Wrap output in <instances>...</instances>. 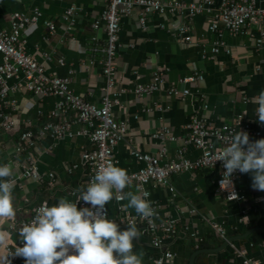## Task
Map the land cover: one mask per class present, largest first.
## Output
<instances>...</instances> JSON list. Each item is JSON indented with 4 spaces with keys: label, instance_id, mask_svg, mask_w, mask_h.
I'll use <instances>...</instances> for the list:
<instances>
[{
    "label": "crops",
    "instance_id": "0c3cea01",
    "mask_svg": "<svg viewBox=\"0 0 264 264\" xmlns=\"http://www.w3.org/2000/svg\"><path fill=\"white\" fill-rule=\"evenodd\" d=\"M219 3L215 0L213 8ZM259 3L264 6V0ZM105 5L106 0H0V31L11 29L15 12L32 14L39 10V20L23 32L26 51L44 64L49 75L70 78L75 94L98 103L106 78L103 55L94 48L104 44L105 32L103 27L95 29L93 23ZM72 6L77 14L70 26L63 14ZM142 16V10L135 8L121 21L117 81L127 92L114 108V115L128 124V135L115 148L116 164L127 172L142 167L143 163L132 154L133 148L157 155L164 147L167 156L163 161L178 158L182 151L184 158H198L201 150L190 142L188 128L194 116L216 126L235 124L241 118L237 132H247L252 141L264 138V126L254 113L256 105L251 103L264 90V40L258 45L264 24L249 26L237 35L224 31L220 36L210 30L212 13L192 17L186 13H153L146 16L145 22L141 21ZM48 20L56 25L52 33L45 24ZM182 25L189 29L190 42L179 34ZM217 42L222 44L214 53ZM156 72L163 74L164 88L150 95H137L134 88L149 83ZM9 84L13 90L4 110L12 113L15 125L11 130L0 128V164H10L14 177L21 178L27 162V154L16 151L23 131H36L44 123L56 120L70 122L73 133L63 138L39 137L30 149L40 172L46 176L54 173L55 180L51 184L48 177L44 181L22 178L21 183H15L17 215L7 222L20 223L29 220L44 202L51 206L61 197L75 201L79 194L76 190L87 185L86 154L93 145L87 135L81 134L85 125L77 122L74 112L56 114V98L29 92L21 85V78H14ZM171 86L190 93L170 94ZM164 128L169 133L155 137ZM259 130L261 135L257 136ZM218 177L217 169H200L172 175L170 185L147 186L150 196L146 199L157 212L155 220H175L177 231L159 250L152 245L146 224L138 223L142 235L134 240V251L143 254V264H153L162 250L174 255L165 264H190L197 251L194 264H264V192L252 189L250 173L241 174L236 184L247 200L228 201L217 190ZM137 189L130 184L125 192L136 193ZM115 197L114 191V199L106 204L108 218L124 230L127 224L121 218L138 214L134 209L124 211L122 206L128 200L118 202ZM217 227L222 228L227 239ZM13 239L20 240L16 233ZM3 253L1 249L0 254ZM11 262L25 264L17 256Z\"/></svg>",
    "mask_w": 264,
    "mask_h": 264
},
{
    "label": "built area",
    "instance_id": "2783aa9c",
    "mask_svg": "<svg viewBox=\"0 0 264 264\" xmlns=\"http://www.w3.org/2000/svg\"><path fill=\"white\" fill-rule=\"evenodd\" d=\"M214 3L215 0H201L199 2H190L188 0H169L168 2L162 0H106L104 10L93 23L95 29L103 27L105 32L104 44L94 48L95 51L103 55V73L106 78V87L98 103L88 101L75 94L71 88L70 78L49 75L44 64L37 61L26 51V40L23 32L28 26L35 24L39 20L41 12L39 10H35L32 14L15 12L11 19V29L0 31V54L3 57V61L0 63V128L11 130L15 125L12 113L4 110L7 98L13 90V87L9 84L10 80L21 78V85L29 92L41 97L56 98V114L64 115L68 112H74L77 122L85 125L81 134L87 135L92 142L93 148L86 154L88 165L87 183L90 182L100 165L109 162L116 164L115 148L120 142L125 141L128 135V124L124 121H118L114 115V108L121 104V97L127 92L125 88L118 86L116 66L123 16L130 14L135 8L142 10V22H145L148 14L153 13H186L191 17L203 13H212L210 30L220 36L223 35L224 31L229 32L231 35H237L249 26L264 24V6L259 3V0H220L216 9L213 8ZM76 14L77 9L72 6L65 11L63 19L70 26H73ZM45 24L51 33L55 31L56 25L53 21L48 20ZM178 31L181 36L185 37L187 42L192 40L186 25L180 26ZM263 40L264 31L258 39L259 46L262 45ZM220 44L222 43H216L213 48L214 53L219 52ZM164 86L165 78L163 74L156 72L149 83L139 84L133 91L139 96H144L153 94L164 88ZM168 92L175 95L180 93L188 95L190 93L189 90L181 92L178 88L172 86L168 89ZM239 124H241V118L235 124L225 123L221 126H216L205 119L197 116L192 117L188 124L190 142L201 150V155L193 160L184 158L182 151L178 158L163 161L162 159L167 156V149L164 147L157 155L143 153L133 148L132 154L139 162L143 163V166L136 171L127 172L130 184H135L137 188L148 192L149 195L147 197H149L150 191L147 186L170 185V177L174 174L200 169H217L219 172L216 183L218 192L228 201L240 202L247 200L246 194L236 184L242 173L239 171L233 173L232 186L222 189L220 181L223 178L222 173L225 169L221 161H216L230 135L237 131ZM168 133L169 130L164 128L159 133H156L155 137H163ZM255 134L260 136L261 131L259 130ZM45 135H51L56 138L70 137L73 135L72 124L68 121L51 120L44 123L36 131L25 130L20 134L16 151L18 153H26L27 162L21 178L13 176L15 183L17 181L18 184L21 183L22 178L44 181L46 177H48L51 184L54 182L55 174L43 175L39 170L37 161L29 153L30 149L35 146L36 139ZM233 192L235 197L231 196ZM116 200L121 202L123 199ZM77 207L91 206L80 201ZM105 212L108 216L107 205H105ZM34 215L35 210L29 220L20 223L0 222V231L8 236L6 244L0 247V250L11 252L14 251L15 245L22 246L20 240L15 241L13 239V235L15 233L18 234L19 226L30 222ZM156 215L157 212L155 210V215L150 220H142L139 216L126 214L121 218V221L126 224L144 222L148 233L152 236V245L161 250L165 242L176 233L177 222L175 220L157 222L155 220ZM217 228L220 234L226 238L222 228ZM173 256L172 252L162 250L155 257L153 264H165ZM14 257V255L9 256L7 259L11 262ZM0 264H3V262L0 261ZM11 264L15 263L11 262ZM252 264L257 263L253 262Z\"/></svg>",
    "mask_w": 264,
    "mask_h": 264
},
{
    "label": "clouds",
    "instance_id": "9594fccd",
    "mask_svg": "<svg viewBox=\"0 0 264 264\" xmlns=\"http://www.w3.org/2000/svg\"><path fill=\"white\" fill-rule=\"evenodd\" d=\"M256 105L254 113L264 126V90L251 99ZM247 113H245L246 115ZM222 162V189L232 186L233 173L251 174L253 190L264 192V138L252 141L245 131H235L225 144L216 161ZM14 169L10 164H0V222L13 221ZM130 186L127 170L109 162L100 165L90 182L76 190L75 201L59 198L56 203L44 202L35 209L30 222L19 226L18 237L22 246L0 254L3 264H11L9 256L22 257L25 264H143V254L134 251V240L140 238L136 222L124 230L114 219H109L105 205L114 199H126L124 211L134 209L142 220L155 215L148 192L138 188L136 193L125 192ZM235 197V193L231 195ZM83 201L91 207L78 208ZM8 236L0 231V247Z\"/></svg>",
    "mask_w": 264,
    "mask_h": 264
},
{
    "label": "water",
    "instance_id": "95a60500",
    "mask_svg": "<svg viewBox=\"0 0 264 264\" xmlns=\"http://www.w3.org/2000/svg\"><path fill=\"white\" fill-rule=\"evenodd\" d=\"M257 229H258V230H262L263 228H257ZM198 253H199V252L197 251V252L195 253V255L192 257L190 264H194V257H195Z\"/></svg>",
    "mask_w": 264,
    "mask_h": 264
}]
</instances>
